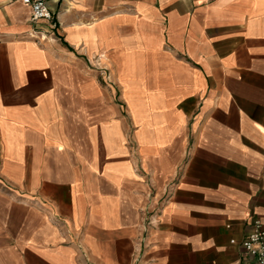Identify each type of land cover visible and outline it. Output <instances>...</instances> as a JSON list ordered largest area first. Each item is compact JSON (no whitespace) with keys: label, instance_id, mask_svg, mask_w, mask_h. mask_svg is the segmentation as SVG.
Masks as SVG:
<instances>
[{"label":"crops","instance_id":"crops-1","mask_svg":"<svg viewBox=\"0 0 264 264\" xmlns=\"http://www.w3.org/2000/svg\"><path fill=\"white\" fill-rule=\"evenodd\" d=\"M49 6L0 0V264H258L264 0Z\"/></svg>","mask_w":264,"mask_h":264},{"label":"built area","instance_id":"built-area-1","mask_svg":"<svg viewBox=\"0 0 264 264\" xmlns=\"http://www.w3.org/2000/svg\"><path fill=\"white\" fill-rule=\"evenodd\" d=\"M31 8V20H53V12L49 6V0H22ZM235 242V239H232ZM246 255L254 259L258 264H264V224L259 218H255L249 233L241 240Z\"/></svg>","mask_w":264,"mask_h":264}]
</instances>
